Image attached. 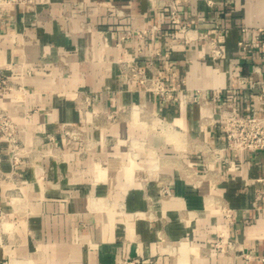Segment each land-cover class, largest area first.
Returning a JSON list of instances; mask_svg holds the SVG:
<instances>
[{
	"label": "crops",
	"instance_id": "obj_1",
	"mask_svg": "<svg viewBox=\"0 0 264 264\" xmlns=\"http://www.w3.org/2000/svg\"><path fill=\"white\" fill-rule=\"evenodd\" d=\"M260 28L264 0L5 5L0 105L20 142L0 130V264H264V149L228 148L222 128L225 109L264 115ZM209 38L224 46L217 60ZM124 60L166 84L170 62L176 98L154 94ZM131 104L162 130L129 112L106 121ZM70 125L87 138L70 142ZM221 231L243 250L217 251Z\"/></svg>",
	"mask_w": 264,
	"mask_h": 264
},
{
	"label": "built area",
	"instance_id": "obj_2",
	"mask_svg": "<svg viewBox=\"0 0 264 264\" xmlns=\"http://www.w3.org/2000/svg\"><path fill=\"white\" fill-rule=\"evenodd\" d=\"M35 1L36 0H0V12L4 11L5 5L9 3H35ZM169 16L172 22L181 23L184 29H188V24L181 21L180 12L174 5H171L169 9ZM130 35L131 30H125L122 33V37H128ZM140 35H142V33H140ZM254 35L256 39L261 40L264 43V28H260L255 31ZM208 42L211 47L213 59H219L224 53V46L214 38H209ZM240 43L244 46L246 45L244 41H240ZM122 65L130 76L135 77L141 83H144L154 94L159 95L166 100L176 98L175 91L178 89L180 81L176 79L177 71L172 67L170 62L166 63V67L169 70V77L171 78V83L169 84H166L159 76H149L143 68H140L127 60H124ZM131 110L132 112L138 111V113H140L145 110V108L140 105L131 104L121 111L107 109L104 111V115L107 122H113L121 116L120 112H131ZM260 110L261 109L256 107H253L251 113H241L232 108L224 110L223 113L225 118L222 128L226 134L228 148L252 151H260L264 149V115L260 113ZM92 113H90L89 118H92V116L98 117L100 115V112L98 111H94ZM0 130L12 144L17 145L20 142L19 125L11 119V115L4 108H2L1 105ZM75 130L79 129L67 128L66 133L73 134ZM227 211V214L230 215V209ZM1 216H3V214L0 210V217ZM215 248L217 251L243 250L238 240L232 238L225 231H221L219 241L216 243Z\"/></svg>",
	"mask_w": 264,
	"mask_h": 264
},
{
	"label": "rangeland",
	"instance_id": "obj_3",
	"mask_svg": "<svg viewBox=\"0 0 264 264\" xmlns=\"http://www.w3.org/2000/svg\"><path fill=\"white\" fill-rule=\"evenodd\" d=\"M145 108V107H144ZM129 112V111H126ZM130 113V118H132L133 122L137 125H146L148 126L151 130H162L161 126L164 124V122L160 119V116H158L157 114L153 113V112H148L145 110H143L142 112L138 113V111H134L129 112ZM11 119L17 123L11 116ZM120 119V117L115 121H118ZM97 119L95 117L92 116V118H88L87 122L90 125L96 126L99 125V123L96 122ZM18 124V123H17ZM96 124V125H95ZM67 128H76L79 130H75L74 133L72 134H67L66 133V129ZM65 128V136L66 138H68L70 140V142H76L79 138H87L86 135L84 134V132L77 126V125H70L69 127ZM216 246V245H215Z\"/></svg>",
	"mask_w": 264,
	"mask_h": 264
}]
</instances>
